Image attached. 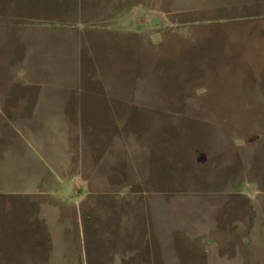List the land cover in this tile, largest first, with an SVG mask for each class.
<instances>
[{"label":"rangeland","instance_id":"1","mask_svg":"<svg viewBox=\"0 0 264 264\" xmlns=\"http://www.w3.org/2000/svg\"><path fill=\"white\" fill-rule=\"evenodd\" d=\"M235 1L249 2L0 0V157L24 167L19 180L44 179L37 192L0 191V264H47L51 254L67 264H114L119 228L132 217L142 260L162 264L148 191L180 194L171 206L195 208L201 213L193 221L209 223V234L193 236L191 246L177 237L182 264H207L204 245L209 264L210 257L214 264H264V0L209 8ZM26 29L33 32L24 42ZM49 81H70L60 94L70 97L74 132L110 125L109 95L134 99L133 126L163 128L162 134L154 129L158 145L148 182H139L136 164L139 181L104 182L108 177L95 169L90 152L72 146L67 171L82 179L86 197L63 209L64 221L70 219L64 249L58 230L52 232L62 229L53 222L62 213L53 194L67 193V185L52 183L59 175L53 157L32 147L24 132L47 121L46 105L37 110L38 83ZM154 96L163 98L161 109L147 110ZM69 137L78 142L77 133ZM6 146L10 153L2 157ZM8 173L5 181L14 177ZM51 238L58 246L53 253Z\"/></svg>","mask_w":264,"mask_h":264},{"label":"crops","instance_id":"2","mask_svg":"<svg viewBox=\"0 0 264 264\" xmlns=\"http://www.w3.org/2000/svg\"><path fill=\"white\" fill-rule=\"evenodd\" d=\"M255 5L257 6V0H249L248 3L243 1H235L229 3V5H225V3H211L209 8L224 10L229 6H232V9L237 7L239 9L240 7H250ZM262 9H264L263 3ZM255 16L258 15H256L255 13ZM32 32L33 30L31 29L24 30V42ZM37 32L38 34H40L39 31ZM75 41L79 44V38L75 39ZM69 83L70 81H49L38 83L40 86H43L41 87V96L39 98V105L37 104V110L39 108H44L46 105L45 108L49 112L46 114L47 121L44 122L45 125L44 127H42L43 129L40 128L31 131H24L25 133L27 132L32 136L30 137L29 142L32 147H40L41 149L46 150V152H49V156L53 157V160L51 159V161L52 163H54V167L58 171L57 173L59 175L53 176V179L51 180L52 183L60 184L61 182H65L67 185V193H57L56 191V193L53 194L54 198L57 197L56 206L62 209V213L60 212L59 215L60 217L57 215L56 218L58 219H54L53 222L58 224V226H61L62 229H53V226H50L53 229H51L52 232L54 230H58L57 238L55 239L62 243L63 249L66 248L64 243H68V241L66 240V234L70 229L67 226V222H70V219L64 221L63 209L64 207H67L65 205H67L68 202H70L72 205H80L82 200L86 197V192L83 189L84 184L81 185L82 179L79 177V175H71L67 171V168L72 165V163L70 164V161H72L70 159V150L72 146L74 145L75 148L77 146L78 150H86L90 153L93 151L98 152V155L96 153H89L88 157L91 159V161H94L96 163V165L93 164L95 169L98 170L103 177H108V179L104 178V182H109L112 184L113 181L117 182L118 180L122 183H133L139 181L140 179L141 180L139 182H148L151 180V177H153L154 170V162H151V154L154 147L158 145L156 144V138L154 137L155 130L159 131L160 134H162L163 132V128H160L159 126H156L151 130L150 127L138 129L137 127L133 126L134 124L130 120V110L131 108H134V99L128 96L121 98L117 96L112 97V95H109L111 97L104 98V103L109 106L108 120L110 119V125L105 124V127L101 125L100 129L94 128L93 126L92 130H89L90 127L88 126L84 129L79 128L78 126L76 127L78 130L74 132L75 127L72 125V122L68 116V107L71 103L70 97L64 98L60 94V91H64L66 86L70 87ZM104 86L109 87L111 86V84L105 83ZM147 103L151 104L146 107L147 110H159L161 109L160 103H163V98L154 96L151 97V99L147 100ZM0 116H2V111L0 112ZM2 123L3 120L0 119V125ZM94 131L96 133H94ZM90 132H93V135L95 137L94 142H88L87 135L91 134ZM75 133L78 134V142H74L73 139L69 137V135ZM105 141L107 142V145L105 144ZM9 147L10 146H6L8 150ZM207 151H209V149H207L206 152ZM135 152L138 154L135 155ZM9 153L10 150L2 152L1 155L3 157L9 155ZM26 156L27 158L25 159V161L29 162L30 153H26ZM105 157L110 158L109 163L104 161ZM96 158L100 159V161L96 162ZM7 161V159L3 160L0 157V183H2V185H0V191L3 190L10 192L14 190H27L24 192L27 193L33 191L37 192V190H39L38 184L44 182V179H38L35 176V178L39 180L35 181L33 176L31 175H22V178L19 180V171L24 167L21 166L19 162H10V164H7ZM134 164L137 165L136 175L140 177L139 180L135 178V176L133 177ZM10 171L14 173V177L12 180L5 181L6 176H10V174L8 173ZM146 195V198L148 200L147 212L150 215L152 230L158 243L159 257L162 261L161 263L182 264L180 262V249L176 246L177 237L183 236L185 239H187V245L191 246V243L194 242L192 241L193 236L209 234V223H199L198 221H193V218L191 216L199 215L201 213V211L195 208L171 206V198H176L180 194H172L171 196H167L161 194V192L159 191L153 193H150L148 191ZM46 207L49 208L48 205ZM45 221L47 225H50V223L48 224L47 217L45 218ZM136 222V218L132 217V221L126 223V225L130 224L129 227L131 229L128 232V236L124 230L126 225L123 224L122 226H120V234H118V239H116L117 253L114 264L149 263L148 261L142 260V256L138 253V250H140L139 248L143 245V243H141L140 240L135 236L134 227L136 225ZM124 234H126L127 237H123L120 239V237H122ZM49 243L51 244V250L53 253L54 249H57L58 246H56V241L52 238L49 240ZM202 248L203 249L201 253L203 254V257L206 260L207 264H209V245H204L202 246ZM67 259L68 258L63 257L62 255H59V257H55L53 256V254H51L47 257V264H67ZM233 260L236 261L237 259L233 258ZM214 262L215 261L213 260V257H210V264H214Z\"/></svg>","mask_w":264,"mask_h":264}]
</instances>
